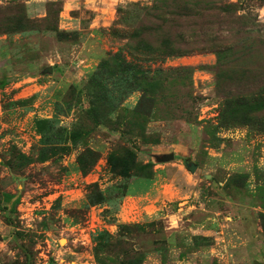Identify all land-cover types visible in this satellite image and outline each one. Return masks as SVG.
Instances as JSON below:
<instances>
[{"label": "rangeland", "instance_id": "rangeland-1", "mask_svg": "<svg viewBox=\"0 0 264 264\" xmlns=\"http://www.w3.org/2000/svg\"><path fill=\"white\" fill-rule=\"evenodd\" d=\"M0 264H264V0H0Z\"/></svg>", "mask_w": 264, "mask_h": 264}, {"label": "water", "instance_id": "water-1", "mask_svg": "<svg viewBox=\"0 0 264 264\" xmlns=\"http://www.w3.org/2000/svg\"><path fill=\"white\" fill-rule=\"evenodd\" d=\"M166 160H169V159H173V155L172 154H169L165 157ZM186 168L190 171V172H194L195 169H196V166L192 163H189L186 165Z\"/></svg>", "mask_w": 264, "mask_h": 264}, {"label": "crops", "instance_id": "crops-1", "mask_svg": "<svg viewBox=\"0 0 264 264\" xmlns=\"http://www.w3.org/2000/svg\"><path fill=\"white\" fill-rule=\"evenodd\" d=\"M138 194H141L142 192H137ZM137 193L135 192V191H132V195L131 196H128V197H130V198H134V197H138V196H136L137 195Z\"/></svg>", "mask_w": 264, "mask_h": 264}]
</instances>
